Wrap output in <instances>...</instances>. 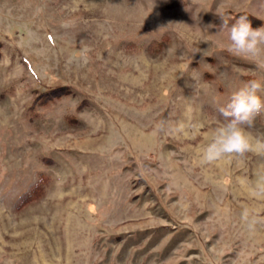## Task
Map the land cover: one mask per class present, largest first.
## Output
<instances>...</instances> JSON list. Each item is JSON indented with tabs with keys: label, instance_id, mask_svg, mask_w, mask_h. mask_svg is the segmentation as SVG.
Instances as JSON below:
<instances>
[{
	"label": "rangeland",
	"instance_id": "1",
	"mask_svg": "<svg viewBox=\"0 0 264 264\" xmlns=\"http://www.w3.org/2000/svg\"><path fill=\"white\" fill-rule=\"evenodd\" d=\"M240 11L264 27V0H0V264H264V114L201 162L264 82L208 27Z\"/></svg>",
	"mask_w": 264,
	"mask_h": 264
},
{
	"label": "clouds",
	"instance_id": "2",
	"mask_svg": "<svg viewBox=\"0 0 264 264\" xmlns=\"http://www.w3.org/2000/svg\"><path fill=\"white\" fill-rule=\"evenodd\" d=\"M219 17L221 23L218 26L210 24L208 27L217 28V34L227 41L226 50L264 71V27H254L243 15L231 24L222 13ZM261 93H264V82L249 80L231 93L226 104L217 107L222 123L202 150V163L211 164L226 156L243 155L252 149L253 138L249 129L254 126L256 118L264 114V96Z\"/></svg>",
	"mask_w": 264,
	"mask_h": 264
},
{
	"label": "trees",
	"instance_id": "3",
	"mask_svg": "<svg viewBox=\"0 0 264 264\" xmlns=\"http://www.w3.org/2000/svg\"><path fill=\"white\" fill-rule=\"evenodd\" d=\"M235 15L239 16V17L242 15L247 16V18L251 21V23L254 27H259L262 24L261 20L255 19V17L251 13H249L248 11H240V12H237ZM1 46L2 45L0 42V55H1ZM67 91H68L67 88H65L63 86L54 87L52 89L43 91L41 94H39L37 100L41 101V103H47L52 98H54L60 94L66 93ZM44 180H45V177L42 175L40 177V179H38L36 182H34L33 185L30 187V189L22 195V200L27 199V198L30 199V198L39 196L40 195L39 192L41 190V187H43V185H44Z\"/></svg>",
	"mask_w": 264,
	"mask_h": 264
}]
</instances>
